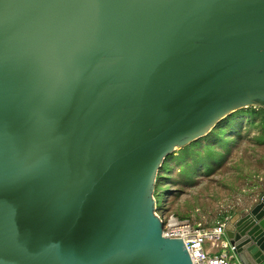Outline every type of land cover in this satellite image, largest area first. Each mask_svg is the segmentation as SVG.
Instances as JSON below:
<instances>
[{
  "label": "water",
  "instance_id": "obj_1",
  "mask_svg": "<svg viewBox=\"0 0 264 264\" xmlns=\"http://www.w3.org/2000/svg\"><path fill=\"white\" fill-rule=\"evenodd\" d=\"M264 108V0H0V264H194L170 154ZM226 232L264 264V192Z\"/></svg>",
  "mask_w": 264,
  "mask_h": 264
},
{
  "label": "rangeland",
  "instance_id": "obj_2",
  "mask_svg": "<svg viewBox=\"0 0 264 264\" xmlns=\"http://www.w3.org/2000/svg\"><path fill=\"white\" fill-rule=\"evenodd\" d=\"M239 111L165 160L157 182L158 191L166 193L158 195L162 216L183 215L197 225L212 227L259 201L264 192V122L249 125L239 115L249 113L259 119L264 108L251 106ZM213 249L217 255L225 253L236 260L231 244L219 243Z\"/></svg>",
  "mask_w": 264,
  "mask_h": 264
},
{
  "label": "built area",
  "instance_id": "obj_3",
  "mask_svg": "<svg viewBox=\"0 0 264 264\" xmlns=\"http://www.w3.org/2000/svg\"><path fill=\"white\" fill-rule=\"evenodd\" d=\"M156 214L163 222V236L171 239H182L193 259L194 264H244L233 246L234 258H228L225 253L215 254L214 246L219 243L226 246L231 244L226 232L230 218L212 227H202L176 214L161 215L159 209ZM210 242L211 247H205Z\"/></svg>",
  "mask_w": 264,
  "mask_h": 264
},
{
  "label": "trees",
  "instance_id": "obj_4",
  "mask_svg": "<svg viewBox=\"0 0 264 264\" xmlns=\"http://www.w3.org/2000/svg\"><path fill=\"white\" fill-rule=\"evenodd\" d=\"M239 112H240V111H239ZM237 113H238V112H237ZM240 116H241V115H240ZM243 116L253 117V116H251V114H249V113H245ZM261 119L264 120V115H263V117H261ZM157 188H159V186L156 187V192H155V196H156V197H158V195H161V197L166 196V193H165V194H162L160 191H158ZM234 214H235V212L231 213L232 216H233ZM227 218H229V217H228V216H225L224 219H223V220H220L219 223L224 222ZM230 218H231V216H230ZM219 223H218V224H219ZM216 225H217V224H216Z\"/></svg>",
  "mask_w": 264,
  "mask_h": 264
},
{
  "label": "crops",
  "instance_id": "obj_5",
  "mask_svg": "<svg viewBox=\"0 0 264 264\" xmlns=\"http://www.w3.org/2000/svg\"><path fill=\"white\" fill-rule=\"evenodd\" d=\"M245 120H247V123L250 125V124H255L256 122H264V120L263 119H261V118H259V119H253V117H249V116H245ZM213 171V169L212 168H209L208 169V173L210 172H212ZM183 216V215H182Z\"/></svg>",
  "mask_w": 264,
  "mask_h": 264
},
{
  "label": "bare ground",
  "instance_id": "obj_6",
  "mask_svg": "<svg viewBox=\"0 0 264 264\" xmlns=\"http://www.w3.org/2000/svg\"><path fill=\"white\" fill-rule=\"evenodd\" d=\"M240 116V115H239ZM240 117H244V119H245V116H240ZM239 118V117H238ZM228 127V126H227ZM230 127V126H229ZM156 192V191H155Z\"/></svg>",
  "mask_w": 264,
  "mask_h": 264
}]
</instances>
